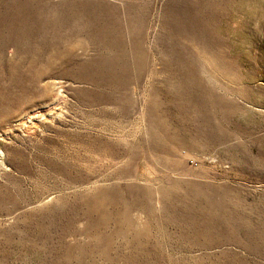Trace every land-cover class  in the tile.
Masks as SVG:
<instances>
[{
	"label": "rangeland",
	"instance_id": "rangeland-1",
	"mask_svg": "<svg viewBox=\"0 0 264 264\" xmlns=\"http://www.w3.org/2000/svg\"><path fill=\"white\" fill-rule=\"evenodd\" d=\"M0 264H264V0H0Z\"/></svg>",
	"mask_w": 264,
	"mask_h": 264
},
{
	"label": "bare ground",
	"instance_id": "bare-ground-1",
	"mask_svg": "<svg viewBox=\"0 0 264 264\" xmlns=\"http://www.w3.org/2000/svg\"><path fill=\"white\" fill-rule=\"evenodd\" d=\"M158 53H159V52H158ZM128 222H129V221H128ZM131 224H132V223H131ZM139 231H140V230H139ZM137 233H138V232H137ZM137 233H136V234H137ZM138 234H139V233H138Z\"/></svg>",
	"mask_w": 264,
	"mask_h": 264
}]
</instances>
